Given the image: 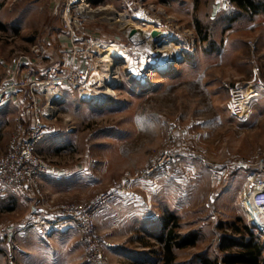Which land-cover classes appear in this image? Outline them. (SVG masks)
<instances>
[{
    "label": "rangeland",
    "instance_id": "rangeland-1",
    "mask_svg": "<svg viewBox=\"0 0 264 264\" xmlns=\"http://www.w3.org/2000/svg\"><path fill=\"white\" fill-rule=\"evenodd\" d=\"M65 1L0 4V160L32 172L0 183V264H161L171 227L196 238L177 264L240 253L245 227L262 245L264 0H102L69 24ZM148 25L182 57L131 36Z\"/></svg>",
    "mask_w": 264,
    "mask_h": 264
},
{
    "label": "built area",
    "instance_id": "built-area-1",
    "mask_svg": "<svg viewBox=\"0 0 264 264\" xmlns=\"http://www.w3.org/2000/svg\"><path fill=\"white\" fill-rule=\"evenodd\" d=\"M125 1V0H122ZM142 1V0H139ZM94 4L92 0H66L63 13L65 15V22L69 24L70 22L66 19V16H71L74 14H82L84 12H90L93 10ZM36 133L30 140V147L32 144L36 143L37 138H35ZM31 148H29L30 150ZM22 156L19 161L13 159V157H8L7 159L0 160V183L6 186H18L22 176L26 175V170L18 167L15 164H20L23 160ZM28 174L32 172L27 171ZM18 187H21L20 185ZM250 210L248 211V219L250 222L251 229L259 234L262 241V246L264 250V159L260 162L257 168L254 181L251 184L250 193Z\"/></svg>",
    "mask_w": 264,
    "mask_h": 264
},
{
    "label": "trees",
    "instance_id": "trees-1",
    "mask_svg": "<svg viewBox=\"0 0 264 264\" xmlns=\"http://www.w3.org/2000/svg\"><path fill=\"white\" fill-rule=\"evenodd\" d=\"M4 1V0H3ZM238 9L257 11L258 6L256 0H230ZM204 38L203 41H205ZM168 227V224H166ZM165 227V228H166ZM232 234H237L240 229L237 228L236 224L229 226ZM168 229V228H167ZM240 235H245L249 238L247 240L236 241L233 237H227L226 242H231L232 245L236 244L240 248V253L227 255L224 257L222 262L219 261H208L203 260L201 264H264L262 259L263 246L254 238L251 230L248 227L244 228L243 232H239ZM195 237H189L185 239L175 234L174 229L171 227L167 230L165 236L158 239L159 244L162 246V260L161 264H177V256L175 249H183L187 246L194 245ZM222 252L227 251L226 248H222Z\"/></svg>",
    "mask_w": 264,
    "mask_h": 264
},
{
    "label": "bare ground",
    "instance_id": "bare-ground-1",
    "mask_svg": "<svg viewBox=\"0 0 264 264\" xmlns=\"http://www.w3.org/2000/svg\"><path fill=\"white\" fill-rule=\"evenodd\" d=\"M135 29H136L137 32H140V34L143 33L144 36H146L145 38H143L145 40V42L148 43V44H150L154 48V50L152 51V55L153 54H154V56H156V55H159V56L160 55L161 56L167 55L168 59H166V60H167V64L168 65H170L172 62H174L177 59H179L180 57H182V55H181L182 48L180 46H175L173 44L171 45V42L172 41H171L170 36L167 33H165L164 30H162L161 28H158V27H155V26H149L148 25V26H138V27H135ZM155 33L158 34V37L157 38H154L153 37V35ZM169 43H170V45H169ZM113 55L114 56L120 55L122 58H124L126 60L130 59V57L124 55V53H122V52L119 53V52H116L115 51L113 53ZM127 62H129V61H127ZM158 65H159V67L165 66L160 61H159V63H156V62L153 61V62H148L145 65V67L148 68V70L150 72H152L153 69H157L156 67ZM110 68H112V66H110ZM111 82H112V80H110V83Z\"/></svg>",
    "mask_w": 264,
    "mask_h": 264
},
{
    "label": "crops",
    "instance_id": "crops-1",
    "mask_svg": "<svg viewBox=\"0 0 264 264\" xmlns=\"http://www.w3.org/2000/svg\"><path fill=\"white\" fill-rule=\"evenodd\" d=\"M3 2V0H0V4ZM102 2V0H92V3L94 4V5H97V4H100ZM3 109L4 108H0V114H2L3 113ZM0 121H1V116H0ZM13 195V194H12Z\"/></svg>",
    "mask_w": 264,
    "mask_h": 264
},
{
    "label": "water",
    "instance_id": "water-1",
    "mask_svg": "<svg viewBox=\"0 0 264 264\" xmlns=\"http://www.w3.org/2000/svg\"><path fill=\"white\" fill-rule=\"evenodd\" d=\"M136 34H137V31L134 30V31L132 32L131 36H134V35H136ZM153 37H154V38H157V37H158V34L155 33V34L153 35Z\"/></svg>",
    "mask_w": 264,
    "mask_h": 264
}]
</instances>
